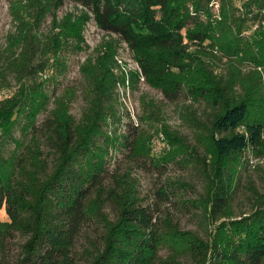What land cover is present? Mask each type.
<instances>
[{
    "label": "trees",
    "instance_id": "obj_1",
    "mask_svg": "<svg viewBox=\"0 0 264 264\" xmlns=\"http://www.w3.org/2000/svg\"><path fill=\"white\" fill-rule=\"evenodd\" d=\"M69 1L80 7L82 19L92 16L103 41L128 45L143 76L166 100L199 97L213 111L206 125L187 106L179 113L188 126L201 129L195 131L199 138L212 142V157L206 148L198 155L195 147L181 160L198 159L205 187L197 202L213 231L205 240L181 231L144 203L137 181L122 171L124 164L168 170L169 161L151 155L150 141L163 133L182 148L180 133L144 125L152 120L144 95L140 116L122 108L112 92L107 57L97 49L82 65L85 106L81 118L73 119L68 107L75 90L57 94L53 88L48 94L45 74L58 62V35L76 36L77 25L67 21L55 33L63 0H12L8 14L20 35L0 49V75L13 73L19 87L0 99V212L7 216L0 220V264H264V194L246 217L235 219L232 209L238 163L248 149L260 155L264 147V124L247 119L249 94L260 84L257 68L264 69V0H217L219 17L208 7L213 0ZM249 31L253 43L240 48L239 35ZM215 32L226 33L225 43L212 41ZM244 48L255 67L247 75L238 56ZM186 68L202 76L199 86L184 87L172 72ZM26 77L40 81L28 85ZM51 100L54 108L38 124ZM9 142L12 148L6 149ZM109 150L119 159L107 157ZM113 159L116 166L109 169ZM158 195L169 201L176 192L163 186ZM17 236L25 241L10 261L7 249Z\"/></svg>",
    "mask_w": 264,
    "mask_h": 264
},
{
    "label": "rangeland",
    "instance_id": "obj_2",
    "mask_svg": "<svg viewBox=\"0 0 264 264\" xmlns=\"http://www.w3.org/2000/svg\"><path fill=\"white\" fill-rule=\"evenodd\" d=\"M12 0H0V49L3 51L8 45L10 36L20 35L17 26L13 25L8 14V7ZM211 1L208 7L212 9V13L220 15V8L215 10L211 7ZM91 17V19H90ZM87 19L81 18L80 7L75 8L74 4L69 0H63V5L56 11V32L64 31L67 28V21L77 25L78 32L76 36H61L58 35L59 49L55 55L57 59L56 67L46 70L45 89L48 94L55 91L57 94L63 93L67 89L75 90V95L71 100L68 112L69 115L78 121L81 118L85 103L83 99L84 80L81 71L82 65L86 59L97 49L98 56L104 57V63L108 72L112 75L113 85L112 92L115 98L118 99L123 109H126L134 117L140 116L141 109L139 97L144 95L151 105L152 120L144 125H166L172 131L180 133L184 139V146L177 148L169 144V148L154 155L153 151L148 150L151 155L158 161L166 160L168 170L155 169L150 164L144 168L124 164L121 166L122 171H129L130 177L137 181L136 186L139 193L144 196V203L150 204L165 217L169 216L181 231H191L198 234L204 240L208 238V233L213 228L209 226L205 218H203L202 206H199L198 200L202 197L205 187V178L200 165L197 163V158H193L191 162L181 160L186 151L189 149L198 148V155H202L204 149L209 151L212 157L213 146L209 140L199 138L195 131L201 130L199 127L194 128L188 126L185 120H182L179 113H183L181 106H187L195 113L197 120L206 125L213 111L210 110L204 101L196 97V100L189 101L181 96L178 101L170 102L166 100L160 89L150 85L145 76H143L140 66L128 45L123 42L113 43L110 40H104L105 34L100 31L90 15ZM52 18L46 20L43 32H49L52 25ZM191 28V27H190ZM64 33V32H63ZM253 32H243L239 35L240 48L245 45H251ZM228 36L226 33L220 34L215 32L213 42L215 44L225 43ZM208 43V42H207ZM192 47L190 53L193 54ZM245 49V48H244ZM250 51L256 56L253 46ZM245 52H241L240 56L243 59L241 66L242 72L247 75L255 67L252 60ZM43 61H36L35 63ZM33 65H36V64ZM183 63L189 64L188 59L183 60ZM254 63V62H253ZM255 65V64H254ZM256 66V65H255ZM220 67V66H219ZM260 71V84L255 86L249 94V112L247 119H254L264 124V69L262 66L257 68ZM34 71L35 68H34ZM177 75V80L186 86H199L202 76L188 68L185 72L179 69L172 70ZM225 73L223 66L218 68V73ZM39 79L34 77H26L24 82L28 85L39 82ZM202 83V82H201ZM18 83L14 78L13 73L5 72L0 75V99L15 95L18 92ZM236 93H242L240 88H236ZM52 97V96H51ZM54 108L52 100L47 106V110L38 117V124L48 115L49 111ZM148 111V114L149 112ZM248 122V121H247ZM113 128H108L112 130ZM243 130V127H241ZM103 131H106L103 128ZM14 135L18 137V131ZM6 149L12 148L11 143H7ZM109 156H115L119 159L120 154H115L114 150H109ZM171 159V160H170ZM189 159V156H187ZM242 162L238 163L237 174L235 178V192L233 195L232 209L234 218L246 217L252 214L255 205L258 202V196L264 194V147L260 155H256L253 150L248 151L243 155ZM108 163H106L107 165ZM116 164L114 159L109 163V169H114ZM131 167L129 170L128 168ZM167 186L169 191L176 192V195L171 197V200H165L164 197L158 195L161 187ZM200 207V208H199ZM0 220L7 221V216L4 211L0 212ZM211 229V230H210ZM25 239L17 236L16 239L9 245L7 253L9 260L15 259L20 252V246ZM78 251L82 250V242L77 246ZM163 254V252H162Z\"/></svg>",
    "mask_w": 264,
    "mask_h": 264
},
{
    "label": "built area",
    "instance_id": "obj_3",
    "mask_svg": "<svg viewBox=\"0 0 264 264\" xmlns=\"http://www.w3.org/2000/svg\"><path fill=\"white\" fill-rule=\"evenodd\" d=\"M213 3L211 4V7L214 8V10L219 7L218 1L213 0ZM216 17H218L217 13H214ZM150 147L153 151L154 155L160 154V152L166 150L169 148V143L166 140L163 133H158L154 135V137L150 141Z\"/></svg>",
    "mask_w": 264,
    "mask_h": 264
}]
</instances>
